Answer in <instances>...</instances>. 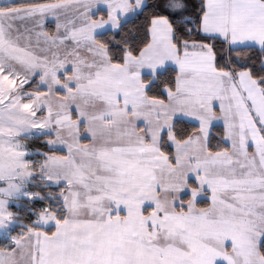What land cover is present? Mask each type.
Wrapping results in <instances>:
<instances>
[{
  "label": "snow or ice",
  "instance_id": "snow-or-ice-1",
  "mask_svg": "<svg viewBox=\"0 0 264 264\" xmlns=\"http://www.w3.org/2000/svg\"><path fill=\"white\" fill-rule=\"evenodd\" d=\"M0 264H264V0H0Z\"/></svg>",
  "mask_w": 264,
  "mask_h": 264
}]
</instances>
